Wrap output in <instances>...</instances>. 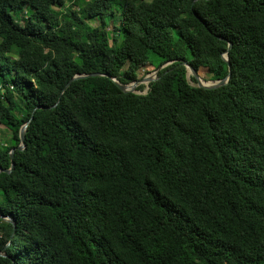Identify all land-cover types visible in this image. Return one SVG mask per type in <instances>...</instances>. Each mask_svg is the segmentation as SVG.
<instances>
[{
	"label": "trees",
	"instance_id": "obj_1",
	"mask_svg": "<svg viewBox=\"0 0 264 264\" xmlns=\"http://www.w3.org/2000/svg\"><path fill=\"white\" fill-rule=\"evenodd\" d=\"M67 1L0 0V264H264V0Z\"/></svg>",
	"mask_w": 264,
	"mask_h": 264
},
{
	"label": "water",
	"instance_id": "obj_2",
	"mask_svg": "<svg viewBox=\"0 0 264 264\" xmlns=\"http://www.w3.org/2000/svg\"><path fill=\"white\" fill-rule=\"evenodd\" d=\"M230 47V43H228V49ZM222 58L224 61L227 62V52H225L223 55H222ZM182 65L185 66V69H186V80L187 81H190L189 80V77L192 76L194 79H195V83L194 84H191L189 82V84L191 86H195V87H202V88H205V89H215V88H218V87H221L225 84H227L228 80H229V73L222 79H219V80H212V81H204L206 84H202L200 82V79L198 77V74L197 72L190 66L188 65L186 62H183V61H179ZM171 62L169 63H166L165 65H168L170 64ZM165 65L159 67L157 70L154 71V74L153 75H148L146 77H144L143 79L139 80V81H134V82H130V83H127V84H123V83H120L118 82L116 79H112L113 83L115 84V86L117 87V89L122 92V93H134V94H138L136 93L137 90H136V87L139 85V84H146L148 85L150 82L154 81L156 79V73L159 69H161L162 67H164ZM90 75H96V74H90ZM86 75H75L73 78H71L70 81H72L73 79H78V78H83L85 77ZM70 81L67 83V85L70 83ZM148 89V88H147ZM146 93V92H145ZM143 93V94H145ZM37 108H43V106H38ZM32 117V116H31ZM31 118L20 128L19 130V144L16 146V147H13L10 149L9 151V158L11 160V164H10V167L6 170H2L0 168V172H5V173H10L11 170L13 169V166H14V163L12 161L13 159V153L15 150L17 151H21L24 149L25 147V143H24V138H25V130H26V127L27 125L29 124ZM0 219H4V220H7L9 222H12V220L6 216V217H3L0 215ZM13 223V222H12ZM15 229V224L13 223V230Z\"/></svg>",
	"mask_w": 264,
	"mask_h": 264
},
{
	"label": "rangeland",
	"instance_id": "obj_3",
	"mask_svg": "<svg viewBox=\"0 0 264 264\" xmlns=\"http://www.w3.org/2000/svg\"><path fill=\"white\" fill-rule=\"evenodd\" d=\"M69 4H70L69 1L64 0V5L65 6H68ZM89 24L93 28H95L96 30H100V28H99V19L97 17H95L92 20H90ZM115 25L118 26V23H116ZM105 30L107 31V38L105 40V43L109 45L110 42H111V36H113V31H112L113 27H112L111 23H108V26L106 27ZM119 37H120V35H119ZM187 55H188V57H191L190 52H187ZM151 61H152V64H149V65L146 64V65H142V66H137L136 71H135L136 72L135 81H139V80L143 79L144 77L148 76V74H150L151 72L155 71L153 68H155L158 65V61H155V60H151ZM197 74H198V77H199L200 81L201 80L210 81V80H208L209 74H208L206 68L200 67L198 69V71H197ZM189 82L191 84H194L191 81H189ZM138 86H143V88H142L141 91L137 90L136 93L143 94V93H145L147 91V88H148L147 86L148 85L139 84ZM4 146L13 147L14 146V142L10 138V132L3 125H0V147H4Z\"/></svg>",
	"mask_w": 264,
	"mask_h": 264
},
{
	"label": "built area",
	"instance_id": "obj_4",
	"mask_svg": "<svg viewBox=\"0 0 264 264\" xmlns=\"http://www.w3.org/2000/svg\"><path fill=\"white\" fill-rule=\"evenodd\" d=\"M154 74V71L153 72H151L150 74H148V75H153ZM10 88H11V86H10ZM3 91V88L0 86V92H2Z\"/></svg>",
	"mask_w": 264,
	"mask_h": 264
},
{
	"label": "bare ground",
	"instance_id": "obj_5",
	"mask_svg": "<svg viewBox=\"0 0 264 264\" xmlns=\"http://www.w3.org/2000/svg\"><path fill=\"white\" fill-rule=\"evenodd\" d=\"M202 84H206L204 81H200Z\"/></svg>",
	"mask_w": 264,
	"mask_h": 264
}]
</instances>
